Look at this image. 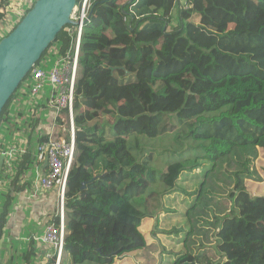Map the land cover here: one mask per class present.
<instances>
[{
	"label": "trees",
	"instance_id": "trees-1",
	"mask_svg": "<svg viewBox=\"0 0 264 264\" xmlns=\"http://www.w3.org/2000/svg\"><path fill=\"white\" fill-rule=\"evenodd\" d=\"M35 1L0 0V40ZM90 3L74 100L77 154L66 192V255L74 264H114L148 249L142 223L168 211L165 198L182 192L192 201L189 210L215 199L217 209L204 208L203 218L215 252H175L173 264H264V195L253 196L248 184L262 180L255 162L264 154V0ZM67 27L36 66L54 48L70 47ZM29 75L3 108L0 129L27 94ZM165 136L173 142L160 151L152 142ZM182 176L197 187H181ZM6 194L0 239L14 200ZM14 235L7 251L0 247V264H38L42 249L30 230Z\"/></svg>",
	"mask_w": 264,
	"mask_h": 264
},
{
	"label": "built area",
	"instance_id": "built-area-1",
	"mask_svg": "<svg viewBox=\"0 0 264 264\" xmlns=\"http://www.w3.org/2000/svg\"><path fill=\"white\" fill-rule=\"evenodd\" d=\"M90 5V0H83L75 10L73 19L78 25H68L66 29L73 36L70 47L64 53L54 48L50 56L31 69L25 81L27 90H22L27 94L22 102L14 103L0 129V158L4 156L0 182L5 188L0 191V199L8 192L14 197L4 230L10 225L14 238H23L30 230L31 239L42 249L38 264L52 258L55 264H62L66 257V192L77 154L74 100L81 69V39ZM15 178L22 187L19 192L13 185ZM24 210H28L27 215ZM35 216H43L46 221L36 223ZM9 238V234L3 238V250L9 249Z\"/></svg>",
	"mask_w": 264,
	"mask_h": 264
},
{
	"label": "rangeland",
	"instance_id": "rangeland-1",
	"mask_svg": "<svg viewBox=\"0 0 264 264\" xmlns=\"http://www.w3.org/2000/svg\"><path fill=\"white\" fill-rule=\"evenodd\" d=\"M29 1L31 3L33 0ZM21 10H23V8H21ZM177 12L178 8L176 7L174 9V15H176ZM21 14L22 13L20 12V15ZM24 97L25 96H20L15 102H22ZM16 133L18 134L17 130ZM172 142L173 139L171 136H165L162 140H154L152 144H155L157 149L162 151L165 146H169ZM206 168H208V166L203 167L201 170H197L196 173H201L202 170H206ZM255 168L257 170V176L261 177L262 180L249 181V191H252L253 194L264 195V154L261 152L255 162ZM181 180V187H189V189H193L198 185L197 182L191 181V179L186 176H182ZM1 183L2 182H0V191H4L5 188L1 186ZM0 197L2 196L0 195ZM208 197L209 198L200 200L199 203L190 210L189 207L192 204V201H190L188 195H185L182 192L174 193L165 198V209L169 210H163L155 219H145L141 225V230L145 233L151 247H148V249H142L137 255L131 254L133 256L128 257L133 258L136 256L137 259L134 261L135 264H137V262L140 264H173V261L176 258L174 254L175 252L194 250L195 248L194 251H196L197 247H203L205 250L215 252V243L213 240L214 232L213 234L211 233L212 237L208 239V237H210L209 230L206 229L205 224L207 223L203 219L205 217L204 208H211V212L212 210L217 209L215 206L213 207L214 204L212 200L215 199H212L210 196ZM15 203H17V201ZM0 204H2L1 199ZM24 213L27 215L28 210H24ZM33 221L41 224L44 223L46 219L43 216L42 218L35 216ZM192 229L193 231H191ZM11 230L12 228L10 225L4 230L0 239V247L2 249L6 248L3 243V238L10 234ZM43 231L44 229L41 230V232ZM8 247L9 245L7 248ZM65 256L63 264H74L69 255ZM119 258L114 264H123L124 260L121 262V258Z\"/></svg>",
	"mask_w": 264,
	"mask_h": 264
},
{
	"label": "water",
	"instance_id": "water-1",
	"mask_svg": "<svg viewBox=\"0 0 264 264\" xmlns=\"http://www.w3.org/2000/svg\"><path fill=\"white\" fill-rule=\"evenodd\" d=\"M78 2L36 0L17 27L0 40V116L18 86L63 27L78 25L73 19ZM3 160L2 155L0 167Z\"/></svg>",
	"mask_w": 264,
	"mask_h": 264
},
{
	"label": "crops",
	"instance_id": "crops-1",
	"mask_svg": "<svg viewBox=\"0 0 264 264\" xmlns=\"http://www.w3.org/2000/svg\"><path fill=\"white\" fill-rule=\"evenodd\" d=\"M251 181V180H250ZM248 184H249V182H248ZM251 192V194L253 195V196H257V195H260V194H253L252 193V191H250ZM140 251H142V250H136V251H133V252H129V253H127V254H125V255H123V256H121L120 258H121V262L124 260V262H123V264H133V262L137 259L136 258V256H134L133 258H129L128 256H133V255H131V254H135V255H137ZM119 258V259H120ZM123 258V259H122ZM117 260V259H116ZM116 262V261H115ZM134 264H135V262H134ZM137 264H140L139 262H137Z\"/></svg>",
	"mask_w": 264,
	"mask_h": 264
}]
</instances>
